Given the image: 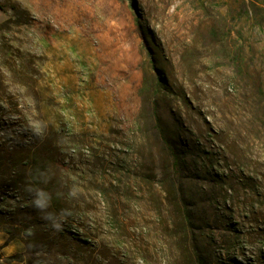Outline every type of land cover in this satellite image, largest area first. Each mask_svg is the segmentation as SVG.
Returning <instances> with one entry per match:
<instances>
[{
  "label": "rangeland",
  "instance_id": "1",
  "mask_svg": "<svg viewBox=\"0 0 264 264\" xmlns=\"http://www.w3.org/2000/svg\"><path fill=\"white\" fill-rule=\"evenodd\" d=\"M7 18L0 163H62L41 189L67 251L0 164V264H264V0H0Z\"/></svg>",
  "mask_w": 264,
  "mask_h": 264
},
{
  "label": "trees",
  "instance_id": "2",
  "mask_svg": "<svg viewBox=\"0 0 264 264\" xmlns=\"http://www.w3.org/2000/svg\"><path fill=\"white\" fill-rule=\"evenodd\" d=\"M10 8L12 10V16L14 17H19V15L24 12L23 10L19 9L16 5L12 4L10 5ZM17 24V20L16 21H12L11 19L7 18L5 21L0 23V27L6 25V24ZM140 26L138 25V28ZM140 32L142 31L139 28ZM145 39V37H143ZM156 84L158 86H161V84H163L161 82V79L157 80ZM155 128L158 132V134L161 136V141L162 144L165 146V148L167 149L170 157H171V165H172V169L173 171H176L177 169L180 168V162H181V158L183 156V153L181 151V149L179 147H176L175 144L171 143L170 140H168V138L165 135L164 129L161 127V125L159 124H155ZM51 157V163L50 165L48 163H46V161L44 160V158H40L37 155V152H33L30 155H27V160L28 163H26V168L21 165L20 160L18 159H12L9 162L6 161L0 164H3V172L2 174L7 176V179L11 181V184H9V186L11 188H19L21 190H23L24 192H28L27 195L31 198L28 208H33L32 207V196L30 194V192L28 191L30 188H39L41 189V185H42V176H44L46 170L49 168V166H51L54 169H57L59 167H62V163L56 159ZM1 160V158H0ZM2 162V160H1ZM43 191L46 192V189H42ZM51 196V205L48 208V211L53 213L54 215H56V213L54 212L55 207H57L60 204V192H58L56 190V188L53 186V190L50 194ZM34 209V208H33ZM35 210V209H34ZM29 212V211H28ZM34 212V211H32ZM36 215L35 216H39L41 217V213L37 212V210H35ZM57 216V215H56ZM63 216V215H61ZM58 217V216H57ZM42 218V217H41ZM168 222V224H171L176 232L178 234H180V236L184 237L185 233H186V226L187 224L190 222L189 218L182 215V214H178V213H173L171 215H168V217L166 218V220ZM45 223H39L40 224H46L48 229L47 232L43 233L40 232L39 237L40 238H44L46 243H48L50 246H52L54 248V250L60 254H64V252L67 251V249H65V245L64 244H60V242H55L53 241V239H51L50 237L54 238L55 237V230L50 226V224L47 221H44ZM13 223V222H11ZM59 232V231H57ZM71 234V233H70ZM24 235L26 237V244H27V248L29 249V247L31 246V241L33 242L34 239H32L34 237V233H33V229H30V231L26 230L24 231ZM13 238V237H12ZM194 256V260H193V264H211L210 260L208 259V262H206V258L201 255V253H199L197 250L193 253Z\"/></svg>",
  "mask_w": 264,
  "mask_h": 264
},
{
  "label": "clouds",
  "instance_id": "3",
  "mask_svg": "<svg viewBox=\"0 0 264 264\" xmlns=\"http://www.w3.org/2000/svg\"><path fill=\"white\" fill-rule=\"evenodd\" d=\"M28 191L32 196V207L37 210V212L41 213L42 219L47 221L54 230L59 231L63 216L57 217L48 211L51 205V196L39 188H30ZM67 214L68 213L65 211V215Z\"/></svg>",
  "mask_w": 264,
  "mask_h": 264
}]
</instances>
